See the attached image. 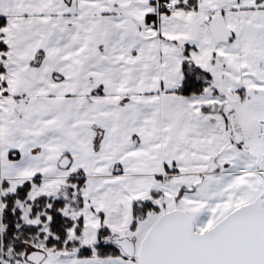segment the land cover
I'll use <instances>...</instances> for the list:
<instances>
[{"label":"snow or ice","instance_id":"6c2138e0","mask_svg":"<svg viewBox=\"0 0 264 264\" xmlns=\"http://www.w3.org/2000/svg\"><path fill=\"white\" fill-rule=\"evenodd\" d=\"M0 264H264V0H0Z\"/></svg>","mask_w":264,"mask_h":264}]
</instances>
